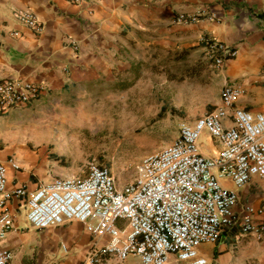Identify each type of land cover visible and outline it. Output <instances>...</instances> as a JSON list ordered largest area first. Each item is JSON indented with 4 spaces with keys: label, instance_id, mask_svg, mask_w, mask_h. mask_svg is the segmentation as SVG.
Segmentation results:
<instances>
[{
    "label": "crops",
    "instance_id": "obj_1",
    "mask_svg": "<svg viewBox=\"0 0 264 264\" xmlns=\"http://www.w3.org/2000/svg\"><path fill=\"white\" fill-rule=\"evenodd\" d=\"M199 8H205L206 14L198 21L176 22L179 13L191 14ZM24 11L41 20V33L21 23L18 15ZM210 15L216 18L210 19ZM207 34L238 49L221 68L203 56L202 37ZM133 45L167 53L194 47L190 57L210 64L218 87L199 117L220 105L225 85L243 89L237 106L264 112V0H83L79 4L0 0V79L20 77L44 87L38 99L0 113V161L7 166L9 192L18 186L33 190L54 178L75 175L55 160L48 145L40 150L28 145L49 143L54 137L47 125L33 134L24 119L32 116L37 106L44 108L53 102L66 112L75 106V94L110 84L117 74L115 65L130 56ZM226 122L232 124V117ZM202 142L204 153L220 148L206 132ZM11 159L20 165L18 169ZM222 183L238 193L235 213L251 211L257 221L264 220L260 213L264 179L254 176L244 186L228 179ZM7 205L16 213L15 227L1 243L12 252L8 264H88L92 238L80 222L37 230L26 222L18 198L12 197ZM199 251L209 264H264V236L243 234L237 225L224 227L216 243H202ZM130 261L138 263V258Z\"/></svg>",
    "mask_w": 264,
    "mask_h": 264
},
{
    "label": "built area",
    "instance_id": "obj_2",
    "mask_svg": "<svg viewBox=\"0 0 264 264\" xmlns=\"http://www.w3.org/2000/svg\"><path fill=\"white\" fill-rule=\"evenodd\" d=\"M205 14L206 9L199 8L179 13L175 20L195 22ZM18 17L24 26L42 32L43 24L33 12ZM202 43L204 58L216 68L238 53L211 34L203 35ZM43 90L20 77L1 78L0 113L38 99ZM243 92L225 85L220 105L193 123H182L173 141L146 155L134 180L122 188L108 166L90 161L86 176L57 177L33 190L18 186L9 192L7 166L0 161V264L13 257L1 247L15 227L16 213L7 205L12 197L20 200L26 222L37 230L80 222L92 238L88 264H209L199 246L216 243L224 227L237 225L243 234L263 237L264 220L257 221L251 211L235 213L238 193L222 183L228 179L244 186L254 176L264 179V112L237 106ZM205 132L220 145L215 152L202 151ZM260 213L264 216V206Z\"/></svg>",
    "mask_w": 264,
    "mask_h": 264
},
{
    "label": "rangeland",
    "instance_id": "obj_3",
    "mask_svg": "<svg viewBox=\"0 0 264 264\" xmlns=\"http://www.w3.org/2000/svg\"><path fill=\"white\" fill-rule=\"evenodd\" d=\"M194 49L167 53L131 46L130 56L115 65L111 83L75 94L70 110L63 112L54 102L34 108L25 125L33 134L47 125L54 138L28 145L35 150L48 145L55 160L77 176L88 174L90 161L106 165L118 188L124 187L138 174L142 159L172 142L180 125L193 123L215 96V72L190 57Z\"/></svg>",
    "mask_w": 264,
    "mask_h": 264
},
{
    "label": "trees",
    "instance_id": "obj_4",
    "mask_svg": "<svg viewBox=\"0 0 264 264\" xmlns=\"http://www.w3.org/2000/svg\"><path fill=\"white\" fill-rule=\"evenodd\" d=\"M190 51V49H187L185 52L187 53V52H189Z\"/></svg>",
    "mask_w": 264,
    "mask_h": 264
}]
</instances>
